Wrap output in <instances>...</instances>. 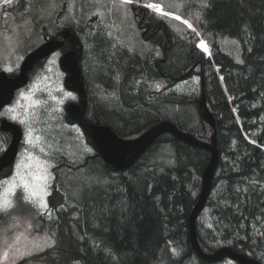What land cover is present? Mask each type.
I'll list each match as a JSON object with an SVG mask.
<instances>
[{
  "label": "trees",
  "instance_id": "obj_1",
  "mask_svg": "<svg viewBox=\"0 0 264 264\" xmlns=\"http://www.w3.org/2000/svg\"><path fill=\"white\" fill-rule=\"evenodd\" d=\"M133 7L137 14L139 7ZM149 21L154 29L151 41L161 46L164 59L146 60L140 66L130 59L103 61L122 67L120 85L110 75H97L107 89L118 87L122 103L116 106L106 103L110 100H94L87 90V120L110 125L120 136L131 138L165 116L163 119L176 122L179 128L210 140L212 128L202 119L198 103L203 91L215 117L219 158L205 205L210 208L212 220L207 227L197 220L199 242L206 252L229 245L241 253L260 251L264 255V0H206L194 23L213 38L237 40L239 62L215 42L210 45V57H205L193 41L173 48L167 24ZM64 49H69L68 42ZM189 66L200 75L199 96L172 99L178 109L170 116L161 113L163 104L151 106L144 99L138 85L140 78L164 76L174 81L172 77H180ZM130 76H134L133 84ZM84 79L88 89V79ZM66 119L72 120L67 114ZM85 133L95 154L81 164H70L69 168L83 171L63 180L65 184L58 181L56 171L47 197L55 216L49 224L53 244L15 264L32 258L47 264H191L196 254L190 244L188 218L197 201L200 174L209 152L165 133L128 170H114ZM166 145L171 151L167 156L173 161L171 165L144 164L148 157L157 158L160 148ZM64 165L68 163H61ZM143 167L144 171H139ZM92 175L95 183L91 182ZM80 181L89 185L84 199L75 195ZM64 185L72 197L65 194ZM255 223L261 224L259 233L254 231ZM194 261L208 264L198 257Z\"/></svg>",
  "mask_w": 264,
  "mask_h": 264
},
{
  "label": "rangeland",
  "instance_id": "obj_2",
  "mask_svg": "<svg viewBox=\"0 0 264 264\" xmlns=\"http://www.w3.org/2000/svg\"><path fill=\"white\" fill-rule=\"evenodd\" d=\"M205 3L206 0H0V69L10 75L17 73L26 54L43 42L44 34L51 36L66 28L73 29L76 33L72 32L80 37L78 39L82 45L81 68L88 79L87 90L94 100H110L106 103L118 106L122 103L118 87L108 86L109 91L97 80V75L101 76L102 72V76L110 75L114 83L120 85L124 78L122 67L109 66L103 61L130 59L137 60L136 64L140 66L146 60L164 59L161 46L153 44L146 34L142 36L139 27L140 8L148 10V20L167 24L172 33L170 43L174 41L173 48L189 45L193 41L205 57H210V45L215 42L224 53L241 61L237 40L229 37L213 38L195 26ZM134 5L139 7L137 14ZM201 40L206 43L204 48L199 47ZM63 53L62 49H57L43 61L37 62L29 82L16 91L14 99L0 112V115L19 122L24 129L11 172L0 177V264L18 263L53 244V229L49 224L55 216L48 207L47 197L56 179L55 173L57 171L58 181H68L69 176L71 179L76 173L81 175L83 170L77 172L79 168L76 171L69 165L81 164L87 156L95 154L82 129L66 119L65 106L78 98L64 85L65 72L59 61ZM187 71H182L184 76L180 75L174 81L164 76H157L153 80L139 77L138 85L144 99L151 106L163 104L161 113L173 115L178 107L172 104H175L172 99H193L200 95L199 73L192 71L188 74ZM132 77L129 79L131 84L135 80ZM161 117L163 119L165 116ZM9 140L5 133L0 132V154ZM168 148L167 145L161 147L157 158L148 157L143 161L144 164L171 165L173 161L167 158L171 153L167 151ZM63 161L68 166H61ZM96 181L92 175L91 182ZM62 183L65 184L64 181ZM62 188L67 196H73L67 185ZM87 188L88 183L80 181L75 192L77 198L88 196ZM93 188L91 183V190ZM211 220L210 208L206 206L198 221L207 227ZM260 230L261 224L255 223L254 231L259 233ZM249 254L264 262L263 252ZM196 258L191 264H197L194 261ZM32 259L26 260L24 264H47L43 260ZM208 264L236 263L225 259Z\"/></svg>",
  "mask_w": 264,
  "mask_h": 264
},
{
  "label": "water",
  "instance_id": "obj_3",
  "mask_svg": "<svg viewBox=\"0 0 264 264\" xmlns=\"http://www.w3.org/2000/svg\"><path fill=\"white\" fill-rule=\"evenodd\" d=\"M65 39L73 41L74 48L62 54L60 67L68 73V89L78 92L82 97L81 104L69 103L66 106V111L73 119H76L81 124L90 139L97 146L103 160L115 170H125L133 165L159 136L165 133L170 134L175 139L188 145L208 151L210 157L200 174L198 198L188 218L191 247L199 259L208 263H216L224 258H229L237 264H263L257 259L234 250L229 245H223L211 252H205L199 243L196 231V219L203 210L210 194L211 182L219 158L216 147L215 117L207 107L203 91L198 103L202 119L212 128L210 140L208 141L200 139L192 133L179 128L174 122L168 119L158 120L139 135L131 138L120 136L110 125L86 122L82 116V111L86 105L80 63L82 45L74 32L69 29H63L54 38H45L40 45L28 52L23 58L17 74L9 76L5 71L0 70V108L9 103L15 91L27 83L28 73L33 69L36 62L61 48ZM0 129L8 130L12 133L10 143L0 155L1 171L10 166L15 160L22 130L18 124L7 119L0 121Z\"/></svg>",
  "mask_w": 264,
  "mask_h": 264
},
{
  "label": "flooded vegetation",
  "instance_id": "obj_4",
  "mask_svg": "<svg viewBox=\"0 0 264 264\" xmlns=\"http://www.w3.org/2000/svg\"><path fill=\"white\" fill-rule=\"evenodd\" d=\"M140 13H141V15H140V20H139V27L142 29V36H144L145 34L147 35L146 36V38L148 39V40H152V39H154V37L152 36L153 35V27L151 26V24H150V21L148 20V18H147V16H148V10L146 9V8H140ZM57 34V33H56ZM55 34V35H56ZM168 34V33H167ZM55 35H51V36H44V38H43V41L45 40V38H47V39H50V38H54L55 37ZM76 35V34H75ZM169 35V34H168ZM77 36V35H76ZM66 42H68L69 43V49H67V50H65L64 49V46H65V44H66ZM170 42V41H169ZM74 48V44L72 43V41H69L68 39H65L64 40V44L62 45V47L61 48H59L58 50H60V49H62L64 52L65 51H68V50H71V49H73ZM44 59H42L41 61H43ZM190 68V66L188 67V69ZM1 70V69H0ZM193 71V72H192ZM197 73L196 72V70L194 69V70H192V68L187 72L188 74H190V73ZM83 73V72H82ZM65 76H64V85L67 87V77H68V73H66L65 72V74H64ZM183 74H181V76H182ZM82 76H83V84H84V86H85V90L87 91V88H86V85H85V79H84V75L82 74ZM184 76V75H183ZM174 80H178L180 77H179V75H178V77H175V76H173L172 77ZM72 92H74L75 94H76V96H77V101H75L74 103H76V104H81V100H82V97H81V95L78 93V92H76V91H72ZM86 93V92H85ZM87 93H88V91H87ZM16 96V92H15V94H14V97ZM14 97H13V99H14ZM12 99V100H13ZM10 104V102L8 103V104H5V105H3L1 108H0V112H1V110L3 109H5L8 105ZM65 109H66V106H65ZM66 111V110H65ZM66 114H67V112H65ZM87 113H88V106L86 105V107L84 108V111H83V117H84V119L87 121V122H90V121H88L87 120ZM68 115V114H67ZM2 119H7V120H9V121H12V122H14V123H16V124H18L19 126H20V128H21V130H22V136H21V140H20V142H19V147H18V153H19V149H20V145H21V142H22V140H23V135H24V129H23V127L21 126V124L18 122H16L15 120H12V119H10L9 117H7L6 115H0V121L2 120ZM70 119H72L71 120V123H73V124H76V125H78L81 129H82V131H83V133H84V135H85V137H86V140H87V136H86V133H85V131H84V129H83V127L81 126V124H79V122H77L75 119H73V118H71L70 117ZM0 132H3V133H5L6 135H7V137H9L10 138V140L9 141H11V138H12V133L10 132V131H5V130H1L0 129ZM87 143L88 144H90L89 142H88V140H87ZM91 146V145H90ZM92 147V146H91ZM93 148V147H92ZM94 149V148H93ZM11 169H12V166L11 167H9V168H6L5 170H2L1 172H0V177H2V176H6L8 173H10L11 172Z\"/></svg>",
  "mask_w": 264,
  "mask_h": 264
},
{
  "label": "bare ground",
  "instance_id": "obj_5",
  "mask_svg": "<svg viewBox=\"0 0 264 264\" xmlns=\"http://www.w3.org/2000/svg\"><path fill=\"white\" fill-rule=\"evenodd\" d=\"M177 16H178V15H177ZM177 18H180V17H177ZM78 37H79V36H78ZM79 38H80V37H79ZM201 41H202V42L199 43V45H200L199 47L204 48V45H205L206 43H205L204 40H201ZM203 41H204V42H203ZM206 49H207V45H206L205 50H206ZM81 52H82V51H81ZM191 68H192V67H190V68L188 69V71H189ZM188 71H187V72H188ZM182 76H183V75H182ZM182 76H181V77H182ZM162 79H163V78H162ZM181 79H182V78H181ZM84 92H86V90H85V86H84ZM85 99L87 100V98H86V93H85ZM205 101H206V100H205ZM86 105H87V102H86ZM86 105H85V107H86ZM85 107H84V108H85ZM83 111H84V109H83ZM83 111H82V116H83ZM83 118H84V117H83ZM167 119H168V118H167ZM75 120H76V119H75ZM76 121H77V120H76ZM77 122H78V121H77ZM86 122H87V121H86ZM89 123H90V122H89ZM175 123H176V122H175ZM79 124H80V123H79ZM215 124H216V123H215ZM162 135H163V134H162ZM162 135H161V136H162ZM157 139H158V138H157ZM93 144H94V142H93ZM216 145H217V144H216ZM96 149H97V148H96ZM134 164H135V163H134ZM132 166H133V165H132ZM130 169H131V168H130ZM127 170H128V169H127ZM211 189H212V188H211ZM206 205H207V204H206ZM196 226H197V225H196ZM245 242H246V241H245ZM256 246H257V245H256ZM257 247H259V246H257ZM242 248H243V247H242ZM260 249H261V248H260ZM213 250H214V249H213ZM179 258H180V257H179Z\"/></svg>",
  "mask_w": 264,
  "mask_h": 264
},
{
  "label": "snow or ice",
  "instance_id": "obj_6",
  "mask_svg": "<svg viewBox=\"0 0 264 264\" xmlns=\"http://www.w3.org/2000/svg\"><path fill=\"white\" fill-rule=\"evenodd\" d=\"M152 7H155L154 5H152Z\"/></svg>",
  "mask_w": 264,
  "mask_h": 264
}]
</instances>
